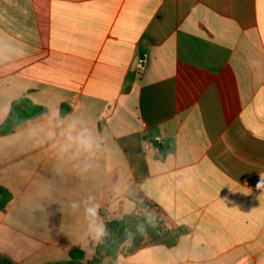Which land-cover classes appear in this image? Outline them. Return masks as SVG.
Returning a JSON list of instances; mask_svg holds the SVG:
<instances>
[{
  "label": "crops",
  "instance_id": "0c3cea01",
  "mask_svg": "<svg viewBox=\"0 0 264 264\" xmlns=\"http://www.w3.org/2000/svg\"><path fill=\"white\" fill-rule=\"evenodd\" d=\"M18 99L0 264L91 260L89 196L179 231L101 264H264V0H0V123Z\"/></svg>",
  "mask_w": 264,
  "mask_h": 264
},
{
  "label": "trees",
  "instance_id": "16d2710c",
  "mask_svg": "<svg viewBox=\"0 0 264 264\" xmlns=\"http://www.w3.org/2000/svg\"><path fill=\"white\" fill-rule=\"evenodd\" d=\"M44 108L33 105L27 99H18L11 104L9 114L4 122L0 123V136L11 134L14 129L25 122L33 119L44 112ZM12 196L10 192L0 187V211H3L10 202ZM139 212L131 216H124L120 220L105 222L108 235L103 242L98 244L95 255L91 260L84 262V254L79 248H72L69 251L67 264H101L104 258L112 260L118 252L120 244L129 239L130 244L126 248V253H133L143 246L151 244H164L168 247L176 243L179 231L170 232L163 227L162 223L155 219L151 214V206L141 204L137 206ZM140 210H145L142 214ZM134 217H141L146 222L143 234L135 235L127 226V221ZM3 264H12L5 260Z\"/></svg>",
  "mask_w": 264,
  "mask_h": 264
},
{
  "label": "clouds",
  "instance_id": "9594fccd",
  "mask_svg": "<svg viewBox=\"0 0 264 264\" xmlns=\"http://www.w3.org/2000/svg\"><path fill=\"white\" fill-rule=\"evenodd\" d=\"M81 143L87 148H91V142L87 139H82ZM257 189L264 190V176L260 175V179L256 185ZM94 197L89 196L85 203L84 215L89 220V232L97 242H103L105 237L108 235L107 229L102 223H97L99 218V204L92 203ZM71 208L74 212L79 211L80 202L73 201ZM139 226L136 231H139Z\"/></svg>",
  "mask_w": 264,
  "mask_h": 264
},
{
  "label": "water",
  "instance_id": "95a60500",
  "mask_svg": "<svg viewBox=\"0 0 264 264\" xmlns=\"http://www.w3.org/2000/svg\"><path fill=\"white\" fill-rule=\"evenodd\" d=\"M126 224L131 229V231L138 236L143 234L144 228L146 227V222H144L141 217L131 218ZM138 226L140 230L136 231Z\"/></svg>",
  "mask_w": 264,
  "mask_h": 264
},
{
  "label": "built area",
  "instance_id": "2783aa9c",
  "mask_svg": "<svg viewBox=\"0 0 264 264\" xmlns=\"http://www.w3.org/2000/svg\"><path fill=\"white\" fill-rule=\"evenodd\" d=\"M137 212H139V210H137Z\"/></svg>",
  "mask_w": 264,
  "mask_h": 264
}]
</instances>
